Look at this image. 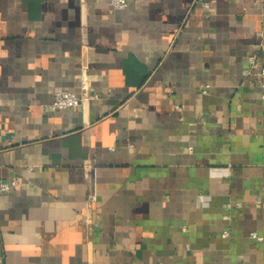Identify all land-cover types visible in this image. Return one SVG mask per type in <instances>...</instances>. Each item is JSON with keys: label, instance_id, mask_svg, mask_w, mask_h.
Here are the masks:
<instances>
[{"label": "crops", "instance_id": "0c3cea01", "mask_svg": "<svg viewBox=\"0 0 264 264\" xmlns=\"http://www.w3.org/2000/svg\"><path fill=\"white\" fill-rule=\"evenodd\" d=\"M253 54L264 0H0V264H264Z\"/></svg>", "mask_w": 264, "mask_h": 264}, {"label": "built area", "instance_id": "2783aa9c", "mask_svg": "<svg viewBox=\"0 0 264 264\" xmlns=\"http://www.w3.org/2000/svg\"><path fill=\"white\" fill-rule=\"evenodd\" d=\"M110 3L118 9H123L128 6V0H109ZM249 76L252 79H256L259 85L264 88V65H260L258 56L253 54L249 58ZM264 96V93H263ZM88 97H97V95H89ZM84 97H80L71 91H59L55 94V99L53 102V107L57 109H65L70 107H77L82 104ZM14 185L16 183H13ZM13 184L0 183L1 191H9ZM95 195L91 196V200H95ZM250 236L258 241L263 240V237L259 236L256 232H252Z\"/></svg>", "mask_w": 264, "mask_h": 264}]
</instances>
